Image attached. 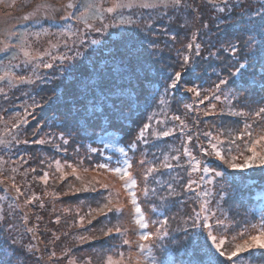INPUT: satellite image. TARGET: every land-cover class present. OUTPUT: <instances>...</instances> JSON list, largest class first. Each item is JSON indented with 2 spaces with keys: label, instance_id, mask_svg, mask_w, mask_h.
Masks as SVG:
<instances>
[{
  "label": "trees",
  "instance_id": "trees-1",
  "mask_svg": "<svg viewBox=\"0 0 264 264\" xmlns=\"http://www.w3.org/2000/svg\"><path fill=\"white\" fill-rule=\"evenodd\" d=\"M143 2L155 3L156 0H143ZM228 2L229 9L220 12L219 9L224 8L225 0H188V3H192L197 8L196 20L188 15L187 8L181 12L157 5L153 8H120L114 13H105L107 18L104 21H97L91 19L95 10L89 7L90 11L85 14V19H89L95 26L101 23L105 25L103 31L90 29L86 34V39L93 38L98 43L95 45L89 43V51L78 57L80 63L76 64L73 71H68L69 75L64 72L53 73L52 76L44 79L48 82H42L44 87L36 98L38 110L29 115L26 136H23L28 143H24L23 150L15 155L18 158L23 154L24 161L30 168L35 169L40 177L45 172L48 173V183H43L42 188L38 190L39 197L46 200L50 192L47 190L45 194V190L48 185L51 186L54 193L50 195L52 201L59 210L62 209L58 211L52 206L45 205L46 208L38 213V227L48 232L51 241L59 236L53 245V248L57 247L58 250L54 260L48 259L49 249L42 251L41 242L37 240L32 245H38L36 251L38 255L32 256L29 252L25 256L23 253L30 247H28L29 239L25 240L26 237H23L26 248L20 250L21 264H40L41 257H43L42 264H107L109 256L112 259L118 258L136 264L139 259V247L133 250L134 244L131 242L124 244L123 240L127 239L126 236H121L115 231L112 236L104 235L109 228L114 229L116 226L114 206L109 203V207L114 210L107 213V218L97 211H92L89 215V210L99 209L109 202L108 191L115 184L113 176L116 172L113 169L125 167V161L132 163L129 170L134 172L136 166L141 164L142 157H149L148 162L154 164L158 159V153L174 154L179 150V154L175 155L180 156L185 154L184 148L192 151L193 159L200 161L201 166L208 165L216 171L225 173V178H222L226 180L225 197L216 202V208L218 218L224 220L226 224L234 222L229 224L226 233L220 226L221 232L226 234L229 240L237 232H244L245 225L249 227L258 225L264 219V195H262L264 167L223 170L226 167L223 161L214 153L210 155L203 151V149L211 150L209 141L216 142L214 138L217 136L225 141V145H227V137L241 144L237 137L244 129L246 120L252 124L249 130L254 135L264 126V121L253 122L248 117L233 114L254 112L264 107V103H261L264 94L245 90L249 87L257 89L260 87L258 83L254 85L252 83L250 74L253 68H248L243 77L230 75L235 66H238L239 53L233 56L230 50H225L229 42L234 44L237 39L244 40L255 35L251 48L256 55L252 60L256 77L259 78L264 71L262 69L264 44H261L259 35L246 32L244 26L248 15L257 11L258 5L264 4V0H228ZM231 5H235V9ZM241 5L250 11L246 14L241 13ZM103 7L107 8L106 5ZM121 19H131L137 21V24L122 25L119 23ZM149 20L152 23L151 32L142 27L143 22ZM201 22L207 27H200ZM80 23L83 29L86 28L82 21ZM193 33H196L195 41L192 40ZM21 34L22 32L18 31L17 37ZM173 34L176 36L175 41L171 39ZM152 42H155L156 48L149 46ZM188 43H199L201 47L185 50ZM209 50L215 55L209 57ZM18 51L15 47L11 48L5 55L0 56V63L12 60L18 55ZM185 56H190L191 60L185 61ZM93 64L101 68L105 65L113 69L119 68L125 73L123 78L116 82L124 85L125 92L130 95L133 103L131 110L125 108L123 114L117 115L111 124L107 119L92 116L91 112L85 111L84 108V105L90 106L92 100L91 93L85 89L91 78L84 70L87 69L88 73H92ZM176 71L183 73L180 85L165 93L164 89L171 83L170 78H174L173 73ZM221 79L229 80L228 86L221 85V91L226 92L229 99L225 100L221 96L217 101L212 98L210 90ZM233 79L236 81L235 84H232ZM192 87L198 88L199 97L187 90ZM233 93L236 98H233ZM216 94L220 95V92ZM205 95H208L209 99L201 103ZM211 98L212 105L215 104L216 107L211 108L212 114L205 115V112L209 113ZM188 105L191 107H187ZM175 116H179L180 120L174 119ZM181 120L184 121L183 125L180 123ZM142 128L145 129L143 140L138 139ZM180 128L184 131L181 132ZM169 131H171L170 135H162ZM204 133L210 135L205 136ZM189 135L193 137L191 141L186 139ZM39 140L48 142L45 144L33 142ZM64 140L68 143L65 144ZM145 140L147 143L144 142ZM133 144L136 147H131ZM93 148L97 151L93 152ZM121 148L124 149L123 152L120 151ZM237 154L236 151L228 153L230 156ZM57 161L63 172L57 168ZM237 162H242V157ZM145 181L146 179H142V183L145 184ZM23 185L22 181L21 186ZM147 187L154 189L155 186L147 185ZM149 198L155 201L151 193ZM162 201V207L165 209L173 204L172 200L162 199ZM190 206L192 212H200L199 202L195 205L191 203ZM69 208L72 210L64 211ZM58 216L59 223L56 222ZM81 216L84 217L82 223ZM188 216L190 215L187 214L172 226L176 229L166 245L168 250L164 248L169 255L165 264L169 261H173L174 264H182V262L186 264L188 260L186 251L193 247V240L190 235L186 237L185 230L189 234L195 231L199 235L198 247H213L211 240L207 238V233L202 234L198 229H191V220ZM31 217L36 220L35 216ZM0 223L3 221L0 220ZM167 227L168 224L164 230L168 232ZM256 231L252 230L246 232L243 237H238L233 242V246L234 243L247 239L249 234L255 235ZM137 232L139 230H136L138 237ZM81 236H95L99 239L81 242L78 239ZM2 240L3 237H0V241ZM228 247L229 244L226 243L225 248ZM250 251L254 257L251 258V264H264V251L258 249ZM246 257L248 253L241 254L235 264H248ZM219 259L222 264H228L226 257Z\"/></svg>",
  "mask_w": 264,
  "mask_h": 264
},
{
  "label": "rangeland",
  "instance_id": "rangeland-1",
  "mask_svg": "<svg viewBox=\"0 0 264 264\" xmlns=\"http://www.w3.org/2000/svg\"><path fill=\"white\" fill-rule=\"evenodd\" d=\"M77 8L71 9L75 15H79L80 12L84 11L85 7H90L92 0H74ZM98 2L106 5L107 7L112 6L114 0H98ZM68 0H0V56L5 55L11 48H17L18 55L12 60L4 61L0 63V76H5L6 73H15L16 76H24L26 79L22 83L13 84L8 78L0 80V88L3 89L0 92V181H7V183H0V216H3L5 212L8 213V218L14 220L19 228V232L26 237L25 240H30L32 233H25L24 227L20 223V219H14V214L12 213V208H15V216L23 218L25 215L30 216L29 225H36L40 236L42 251L46 248L49 249V253L54 251L57 255V247L53 248L54 243H51L50 236L47 231L38 227V217L40 210H43L45 205L52 206L59 210L55 202L52 201V196L46 193L48 190L52 193V187L48 185L45 190V194L48 195L46 200L39 197L38 190L42 188L43 180L39 179V175L36 172L29 171V164L24 161L23 154L18 158L15 156L23 150L26 136V130L29 122V115L37 112L39 105L37 104L36 98H38L41 89L44 87L43 83L48 82L44 79L52 76L53 73H66L69 75L70 72L67 70L61 71L60 66L64 62L57 60L54 63L53 68L36 67L38 62H52L51 57L47 55H41L44 52H51L52 57H58L61 54L71 55L68 51L69 48H80L81 45L77 42L75 45L71 43L75 37L67 36L63 39L70 41L67 47L63 43H60L56 48H52L49 41L56 43L58 39H61L58 35L60 31H76L79 28L80 32L86 37L87 32L90 30L84 28L79 20L67 17V13L61 5H67ZM164 6L162 4H157ZM140 8V7H139ZM37 13L36 15H32ZM45 13H50L51 16H46ZM29 17V18H25ZM22 32L21 35L17 37V32ZM35 33H40L39 38L34 35ZM93 38H88L85 40V44L89 46L90 41ZM7 45V48H5ZM88 46L83 47V53L88 52ZM25 51L29 52L31 56L37 57V59L29 60V57L25 56ZM76 64L69 65L68 67L73 68ZM76 73V72H75ZM36 76L41 77L37 80ZM75 77V76H74ZM68 80V78L66 79ZM34 81V82H30ZM43 82V83H42ZM42 84V85H41ZM224 98L227 93L222 91ZM213 99L209 100V113L211 110ZM21 120L26 122L21 123ZM13 124H17L18 127H13ZM185 137V136H184ZM23 138V140H22ZM27 138V137H26ZM28 139V138H27ZM16 141H20L17 143ZM157 153L156 151H154ZM175 154H179L178 151L175 153H158V159L153 164L151 161L148 162L149 157H142L141 161L144 164H139L136 166V170L132 172L133 177L137 180V197L138 202L141 204L142 210L148 220L149 227L147 231L155 232L165 219L168 220V235L161 236L158 238H153L147 243L149 244L148 250L138 249L139 255L138 260L141 264L146 261L147 264H153V259L158 262H163L165 264L166 260L169 258L167 249V244L170 242L173 232L176 227L172 226L177 223L178 220L183 219L185 216H194L197 212H192L190 204L195 205L197 202H203L205 200L211 201L210 207L214 212H216V217L219 216L216 208V202L221 201L225 196V185L226 180L217 177L215 183L209 184L208 181L212 178L211 173L203 172L200 170L193 171L197 167V160L192 157L187 156V154L180 155L181 159L178 161L175 159L177 157ZM227 158V156H226ZM167 162L173 165H179V167H173L171 169L161 167V164ZM155 165L158 169L151 176H145V169ZM226 167L223 169L230 168L228 165L224 164ZM201 167H209L208 165H203ZM15 169V171H13ZM135 173V174H133ZM204 177L201 181L199 187H195V194L193 192L187 191L186 188H182L189 180H196L199 177ZM12 177L18 184L23 192V196L15 191L12 187V181L8 180ZM115 184L112 185L108 191V198L111 204L114 206H121L122 213L115 219V225H119L123 229H127L126 238L134 246L133 250L138 247L135 244L139 241L140 229L139 226L134 222V208L131 204L129 193L133 190L126 188L124 186V180L120 178V175L114 173L113 176ZM156 178V179H155ZM142 179H146L147 185L155 186V193L153 198L155 201L144 196L142 189L146 184L142 183ZM152 179V180H151ZM23 181L24 185L21 186ZM169 183L172 185V189H175L177 195H168L172 190L168 187ZM201 189L208 191L209 196L205 197L201 193ZM215 189V191H214ZM223 189V191H221ZM228 194V192H227ZM226 194V195H227ZM36 196L37 199L32 202L31 205L24 204L25 198H31V196ZM23 199V201H22ZM173 201L170 208L165 209L162 207L163 201ZM178 199L180 202H178ZM177 202V203H176ZM41 203L43 206H41ZM17 204H21L22 207H16ZM69 210H72L69 208ZM207 213H201L203 217ZM35 216L36 220L31 216ZM189 217V216H188ZM215 219L210 221H198V223H212L213 224V235L221 236L223 233L220 226L215 224ZM31 220V224H30ZM28 225V226H29ZM29 226V227H30ZM172 228V229H171ZM200 232L207 233V229L204 227L197 228ZM136 230H139L138 237L136 235ZM28 234V235H27ZM20 236L17 235L18 239ZM35 240H31V247ZM165 248V249H164ZM47 250V249H46ZM168 250V249H167ZM41 251V252H42ZM32 256H37L36 252ZM55 257H52L54 260ZM116 264H130L129 262H124L118 258L113 259ZM137 264V263H136Z\"/></svg>",
  "mask_w": 264,
  "mask_h": 264
},
{
  "label": "snow or ice",
  "instance_id": "snow-or-ice-1",
  "mask_svg": "<svg viewBox=\"0 0 264 264\" xmlns=\"http://www.w3.org/2000/svg\"><path fill=\"white\" fill-rule=\"evenodd\" d=\"M157 4H162L166 7H170L172 11H183L185 8H187L188 15L193 18V20H196L197 17V8L193 6L192 3H188V0H156L155 3H149V2H143V0H114L112 3V6L104 8L102 6L101 2H92L90 7L91 9H94V14L91 16L92 20L97 21H104L107 17L105 16V13H114L117 11V9L120 8H133V7H144V8H153L156 7ZM62 8H64V11L67 13V17L74 18L76 20L82 21L83 25L88 28L92 29L94 31H103L105 25L100 24L99 26L93 25L89 19H85V14L90 11L89 7H85L84 11L80 12L79 15H75L71 9L77 8L76 3L74 0H68L67 5H61ZM230 7L228 0H225L224 8L219 9L220 12H224L228 10ZM233 9H235V5H231ZM241 13H248L250 9L245 8L243 5L240 6ZM37 13H33L32 15H36ZM46 16H51L50 13H45ZM26 19L29 17H25ZM120 24H137V21H133L131 19L125 20L121 19L119 21ZM187 24V22H186ZM142 27L147 30L148 32H151L152 23L151 21H144ZM200 27H207L206 24L200 23ZM246 32H252L256 35H259L261 38V44H264V4L258 5V10L252 13L251 15H248L247 22L244 26ZM38 38L40 36V33H35ZM58 35L61 39H58L56 43H52L49 41V44L52 48H56L60 43H63L65 47L68 46L70 43L69 40L63 39L65 35L75 37L74 40L71 41L73 45H75L77 42L81 45L80 48H69L68 51L71 53V55L61 54L58 57H52L51 52H44L41 53V55H47L51 57L52 62H38L36 67H44V68H53L54 63L59 60L64 62L60 66V70L64 71H72L71 67H68L72 64H79L80 61L78 57H81L84 55L82 48L87 47L88 45L85 44L86 37L83 36V34L80 32L79 28H77L76 31H60ZM196 33L192 34V40H196ZM171 39L175 41L176 36L175 34L171 35ZM255 40V35L248 37L247 39L240 40L237 39L236 43H228L227 49L230 50L231 54L233 56H237V53H239V58L237 59V65L235 66L234 71L230 73L232 77L235 76H241L243 77L246 73V70L248 68H253L252 73L250 74L252 77V83L259 84L260 87L257 89L255 87H249L246 88V91H251L254 93H260L264 94V71L261 72L259 75V78L256 77V72L254 69V64L252 57L256 55V52L253 51L251 48V45L253 44ZM92 45H95L98 43L96 40H91L90 42ZM152 48H156L157 45L155 42H152L150 45ZM199 49L201 45L199 43L193 44L188 43L186 45V49H192V48ZM223 47V46H222ZM5 48H7V45H5ZM4 49H0V51H3ZM219 51V49H218ZM25 56L29 57V60L37 59V57L31 56V54L27 51H25ZM209 57L215 55L211 50H209L208 53ZM185 61H190V56L184 57ZM183 67V65H182ZM262 69H264V65H262ZM85 74L88 75L91 79L88 84L85 85V89L91 93L92 100L89 105H84L85 111H90L92 116L98 117V118H104L109 121V124H111V121L117 117V115L123 114V111L125 108L128 110H131V105L133 103V100L131 99L130 95L126 94L124 85L117 83L116 81L118 79L123 78L125 73L119 68L113 69L109 68L107 65L104 67H99L95 64L92 66V73H88L87 69L84 70ZM187 71V69H185ZM94 74V75H93ZM174 78L171 79V83L165 87L164 92L167 93L169 89H176L182 80L183 73L180 71H176L173 73ZM5 78H8L13 84L16 83H22L26 79H29L24 76H16L15 73H6L5 76H0V80H4ZM36 79L39 80L41 77L36 76ZM34 82V81H30ZM236 81L233 79L232 84H235ZM221 85L228 86L229 80L228 79H221L218 84L214 85V88L210 91L212 92V98L215 100H220L221 95H223V92L221 91ZM189 92L195 93L197 97L200 96V91L196 87L188 88ZM3 89L0 88V92H2ZM220 92L221 95H217L216 93ZM225 100H228L229 97L225 96ZM233 98L235 97V93H233ZM209 96L205 95L203 100H201V103L204 102V100H208ZM261 103H264V95L261 97ZM187 107H191V105H188ZM213 109H215L216 105H211ZM212 113L205 112V115H210ZM237 116H245L253 120V122L256 121H264V107H260L258 110L254 112H235L233 113ZM174 119L180 120L179 116H175ZM26 121L21 120V123H24ZM181 125L184 124V121H180ZM13 127H18L17 124H13ZM148 127V126H145ZM252 128V124L248 123L247 120L244 122V129L239 133L237 139L241 141V144H243V148H241V144H238L236 140L231 139L230 137H227V145H225V141L221 140L219 136L215 137V141L212 140L209 141L211 144V150L209 149H203L208 154H215L221 161H223L226 165H228L232 169H249L254 166H262L264 167V126L261 127L260 132L256 135L253 134L252 131L249 129ZM144 131L145 129L142 128L140 130V135L138 139L143 140L144 139ZM174 131V130H173ZM180 131L183 132L184 129L180 128ZM171 131L164 132L162 135H170ZM205 136L210 135V133H204ZM247 138V139H246ZM186 139L188 141H191L193 137L191 135L187 136ZM19 143L20 141H16ZM34 143H40L45 144L48 141L45 140H39V141H33ZM147 143V141H144ZM0 143H4L3 141H0ZM24 143H28L27 140L24 141ZM64 143L67 144L68 141L64 140ZM131 147H136L135 144L131 145ZM93 152L97 151V149L93 148ZM121 152L124 151L123 148L120 149ZM179 151V150H178ZM231 151H236L238 154L235 156H230L228 153ZM183 153L187 154V156L192 157V151L188 148H184ZM248 153V154H245ZM227 156V158H226ZM242 157V162H237ZM23 159V158H21ZM176 160H180L181 157L178 155L175 157ZM141 164H144V161L140 162ZM57 168L63 172V168L60 166L59 161L56 162ZM125 167H116L113 169L117 174L120 175V178L124 180V186L126 188L133 189L130 193V200L131 204L134 208V222L136 225L139 226L140 236L139 241L137 242L138 247L141 250H148L149 244L147 243L153 238H158L161 236H167L169 233L164 230L166 225L168 224V220L165 219L162 223H160V227L155 231H147L149 224L148 220L145 216V213L142 210L141 204L138 202L137 197V180L133 177L132 172L129 170L132 167V163L130 161H125ZM197 167L193 169V171H203L207 173L212 174V178L208 181L209 184H213L216 181L217 177L225 178V173L222 171H216L213 168L209 167H201L200 161L196 162ZM101 167H107V165H101ZM161 167L171 169L173 167H179V165H173L171 163L164 162L161 164ZM15 171V169H13ZM29 171L35 172V169H29ZM75 171V169H73ZM158 169L155 165L148 167L145 169V176H151L154 172H157ZM64 175H68V173H64ZM63 178V177H61ZM39 179L43 180L45 184L48 183L49 175L47 172L43 174V176L39 177ZM8 180L12 181V187L15 189L17 193L20 194V196H23V192H21V189L19 187V184L12 178L9 177ZM204 180V177H199L196 180H189L185 185H182V188H186L187 191L193 192L195 194V187H199L201 181ZM0 183H7V181H0ZM146 186L142 189V192L145 197H147L150 193L154 194L155 189H150L147 187V181H145ZM195 186V187H194ZM105 188L107 185L104 186ZM168 187L172 189L171 183H169ZM77 191H80L77 189ZM215 191V189H214ZM223 191V189H221ZM54 193H49V195H53ZM178 193L175 192V189H172L168 195H177ZM203 196L207 197L210 195L208 191H205L201 189V193ZM264 195V194H262ZM37 199L36 196H31V198H25L23 203L27 205H31L33 201ZM109 203L111 201L109 200L108 203H105L101 206L99 209H90L89 215L92 211H97L105 215V218H107V213L113 212V208L109 207ZM211 201L205 200L203 202L199 203L200 212H197L194 216H189V220H191V229L195 230L200 227H204L207 229V238L211 240V245L213 247L210 248H201L198 247V241H199V235L193 231L190 234L187 230H185L186 237L190 235L191 239L193 240V247L186 251V255H188V260L186 264H222V261L219 259V257H226V260L228 264H235V261L238 260L241 256V254L248 253V257H246V260L248 261V264H251V258L253 257V254L250 250L252 249H258L264 251V219L260 221L258 225H251L250 227L245 225V231L244 232H237L235 236L231 237V240H229L228 236L226 234H223L221 236L213 235V224L212 223H198V221H210L213 218L215 219V224L217 226H222L225 230V233L227 232V227L229 224H232L234 222H229V224H226V222L218 217H216V212L212 210V208L209 206ZM41 206L43 204L41 203ZM16 207H22L21 204H17ZM64 211H69V209H65ZM12 213L14 214V219H20V223L24 227L25 233H32V237L29 240V244H31V240H40V236L37 234L38 229L36 225H32L31 227L28 226L29 217L25 215L23 218H19L18 216H15V208H12ZM115 213L117 214V217L122 213V207L121 206H115ZM201 213H207L203 217L201 216ZM0 220L3 221V223H0V237H3V240L0 241V264H21L20 255L21 249H25L26 245L23 243V235L19 232V228L17 224L14 222V220H10L8 218V213L5 212L3 216H0ZM84 217H80L81 223L83 222ZM56 222H60V217L58 216L56 219ZM252 230H257L255 235H248L247 239H243L242 242L234 243L237 240L238 237H243L246 232H250ZM103 231V229L101 230ZM113 231L115 233L120 234L121 236L126 235L127 229L121 228L119 225L114 226L113 228H109L107 232H104L105 236H112ZM19 235L20 239H17L16 236ZM59 239V236L54 237V239L51 241V243H54L55 240ZM78 239L81 242H84L85 240H94L99 239L95 236L90 237H78ZM124 244H129L130 241L125 239L123 240ZM228 243L229 247L225 248V244ZM213 248L215 251H213ZM38 249V245H31L30 248H27L26 251L23 253L25 256L30 252L33 255L36 253ZM56 253L53 251L51 253V256L48 257L49 260L52 259V257H55ZM43 257H41L42 264ZM107 264H116V262L113 261L112 257L109 256L107 258ZM137 264H141L140 261H137ZM144 264H147L145 261ZM153 264H158V262L153 259ZM159 264H163V262H159ZM168 264H174L173 261H169ZM183 264V262H182Z\"/></svg>",
  "mask_w": 264,
  "mask_h": 264
}]
</instances>
